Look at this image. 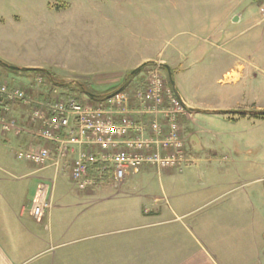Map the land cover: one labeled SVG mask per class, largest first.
<instances>
[{
  "label": "rangeland",
  "instance_id": "obj_1",
  "mask_svg": "<svg viewBox=\"0 0 264 264\" xmlns=\"http://www.w3.org/2000/svg\"><path fill=\"white\" fill-rule=\"evenodd\" d=\"M215 1L220 5L216 23L220 22L217 30L221 49L209 48L208 58L219 61L202 66L203 61H196V54L192 51L203 47L200 38L203 33L195 30L192 18L189 26L185 27L178 26L176 20L185 13L192 17L193 5L202 8L200 0H0V59L14 66L39 65L53 75L56 85L48 80L45 73L10 71L2 65L0 83L10 88L18 87L37 101L64 98L63 95L93 101L84 92L106 95L120 86L135 68L123 67L121 63H130L137 51H179L182 53V66L171 68L177 95L208 110L193 114V121L180 119L181 130L186 136L187 154L194 144L201 148L199 153L191 154L197 158L191 166L185 167L182 173L171 168V175L166 176L163 170L158 174L155 168L143 165L138 174L126 179L122 193L117 197H111L115 192L106 185L93 191V198L79 194L70 181L68 165L61 162L56 170L54 186L70 191L74 198L71 202L81 204V209H77L82 212L81 220L85 219L86 212H94L90 215L93 220L101 219V215L105 219L111 218L106 211L107 205L137 203L138 198L132 197L141 190L161 197L162 188L168 190L171 186L175 193L183 194L188 182L190 191L206 189L215 180L213 170L218 173L227 165V157L231 156L237 162L236 169L246 171L245 179L240 182L247 183L243 188L257 189L259 186L264 191V115L259 114L264 111V0ZM233 9L228 21L221 22ZM229 38L231 41L223 45ZM153 69L149 65L142 68V72L132 78L136 82H130L132 89H137L135 85L143 83ZM163 73L166 76V72ZM65 84L71 87L68 89ZM224 107L249 113L231 119L233 114L222 116L213 112L225 111ZM12 112L18 117L21 109L18 107V111L13 109ZM0 142L3 160H0V167L15 175L31 168L26 162L14 158L16 145L13 140L6 145ZM228 143L233 145L234 153L231 155L226 150L220 152L224 149L221 145ZM213 154L216 155L215 160L210 158ZM222 157H226L223 159L226 163L220 161ZM189 171L193 176L186 180ZM53 173L54 169L45 173L51 182ZM254 177H260L262 182L248 183ZM142 202L145 205L147 199ZM93 203L101 206L92 207L93 211L83 210ZM188 208L182 218L185 224L178 221L174 224L181 226L179 234L197 237L198 230L191 223L208 214L213 204L204 205L199 199ZM97 209L105 210L97 213ZM160 219H140L139 225ZM115 220L116 213L112 221ZM152 230L139 227L140 234H165L166 228L158 226Z\"/></svg>",
  "mask_w": 264,
  "mask_h": 264
},
{
  "label": "crops",
  "instance_id": "obj_2",
  "mask_svg": "<svg viewBox=\"0 0 264 264\" xmlns=\"http://www.w3.org/2000/svg\"><path fill=\"white\" fill-rule=\"evenodd\" d=\"M200 1L202 8L193 5L192 17L185 13L176 20L178 26L185 27L189 26L190 18L193 19L195 30L203 33L200 37L203 47L192 52L196 54V61H203L202 66H210L217 64L219 60L208 58L209 48L221 49L218 42L220 33L217 30L220 22L216 23L219 19L220 5L215 0ZM234 10L230 15L226 14L221 22H227ZM230 41L231 38L225 40L223 45ZM181 55L179 51L165 53L162 50L145 49L137 51L130 63H121V66L129 68L143 62H162L174 68L182 66ZM17 65L40 67L28 63ZM134 79L131 82H136ZM184 102L187 106L204 107L199 103L185 100ZM230 109L231 107H224L225 111H233ZM193 114L196 113L185 116L183 122L185 119L193 121ZM231 114L234 116L230 118L235 119L247 113ZM21 122L24 123L25 119L22 118ZM183 135L185 136L184 133ZM0 140L4 142L3 145L13 140L16 145L15 151L20 148H39L43 145L41 141L25 134L1 131ZM230 144H222L224 149L220 152L226 150L227 154L231 155L234 150ZM189 149L188 154L186 149L188 159L195 162L197 158L191 157V154L199 153L201 148L194 144ZM77 152V147L70 148L68 157L62 161L69 169ZM1 153L2 151L0 155ZM215 156L213 154L210 158L215 160ZM233 158L227 157L226 161L223 160L226 157H222L220 161H226L227 165L218 170V173L213 170L215 179L213 183L198 192L187 189L190 185L188 182L183 194L175 193L172 186L168 187V190L162 188L161 197L141 190L132 197L138 198L137 203L107 205L106 211L111 215V218H108L110 221L116 213V220L111 223L102 215L101 219L93 220L90 215L94 212L92 214L86 212L85 219L81 220L82 212L77 210L78 207L81 209V204L71 202L74 198L70 191L54 186L56 172L50 162L43 168L25 163L31 168L19 175L0 167V264H264V191L259 186L257 189L243 188L247 183L240 182L245 179L246 171H238L237 162ZM0 160L3 161L1 156ZM51 169H54L52 182L45 175L46 171ZM163 171L166 176L171 175L170 169ZM159 172L157 171L158 174ZM186 174V180H191L193 172L189 171ZM204 176L206 178V175ZM261 182L260 177H254L248 183ZM50 183L51 185H48ZM238 183L240 185H237ZM40 185L48 186L43 195L37 193ZM101 188L103 186L84 191L76 189L79 194L93 198V191ZM112 191L115 192L111 196L114 198L118 193H122V188L119 191L114 189ZM145 199L149 202L148 205L147 202L145 205L142 202ZM199 199L204 205L213 204V209L208 214L199 216L195 222L192 221L191 224L198 230V236L179 234L181 226L174 223L183 222L182 218L187 214L185 212L188 207ZM41 201H46L48 207L42 218L35 220L31 214V207L32 204ZM97 204H89L88 208L83 210L93 211L92 207L101 206ZM104 210L95 211L101 213ZM146 218L162 219L139 225V220ZM158 226L166 228L165 234L139 233V227L152 230Z\"/></svg>",
  "mask_w": 264,
  "mask_h": 264
},
{
  "label": "built area",
  "instance_id": "obj_3",
  "mask_svg": "<svg viewBox=\"0 0 264 264\" xmlns=\"http://www.w3.org/2000/svg\"><path fill=\"white\" fill-rule=\"evenodd\" d=\"M136 87L124 88L97 102L72 96L37 101L18 87L2 83L0 130L41 141L39 148L15 152L18 161L37 167H47L50 162L57 170L70 148L77 147L70 180L80 191L106 184L119 191L143 165L181 172L191 164L184 154L179 124L186 111L158 68ZM13 106L25 115L24 124L12 115ZM47 189V185H40L37 193L43 195ZM47 207L46 201L32 204V217L41 219Z\"/></svg>",
  "mask_w": 264,
  "mask_h": 264
},
{
  "label": "water",
  "instance_id": "obj_4",
  "mask_svg": "<svg viewBox=\"0 0 264 264\" xmlns=\"http://www.w3.org/2000/svg\"><path fill=\"white\" fill-rule=\"evenodd\" d=\"M152 63L158 65L159 67L163 68L166 71L167 78H168V81L170 83V86L172 87L173 91L175 92V94H176L177 98L179 99V101L181 102V104L187 109V111L189 113H206V112H208V110H206V109H201V108H198V107L187 106L182 101V98L177 95V92L175 90V82H174V79H173L172 70H171L169 65H167L165 63H162V62H160V63L152 62ZM144 64H145V62H143L142 64L138 65L133 70H131L130 75H134V74L138 73L141 70V68H142V66ZM0 65L4 66V67H6V68H8L10 70L29 71V72H44L48 76L50 75V72L44 70L43 68H39V67H19V66L9 65V64L5 63L4 61H2L1 59H0ZM86 95L88 97H90V98H93V95L91 93H89V92H87ZM213 112H216V113H219V114L240 113V112H236V111H213ZM260 114L264 115V111L260 112Z\"/></svg>",
  "mask_w": 264,
  "mask_h": 264
},
{
  "label": "trees",
  "instance_id": "obj_5",
  "mask_svg": "<svg viewBox=\"0 0 264 264\" xmlns=\"http://www.w3.org/2000/svg\"><path fill=\"white\" fill-rule=\"evenodd\" d=\"M252 1H254V2H258V1H260V0H252ZM151 63L150 62H148V63H145L144 65H143V67L144 66H147V65H150ZM142 67V68H143ZM10 71H15V70H10ZM20 72H29V71H20ZM32 73V72H31ZM33 73H39V72H33ZM42 73H44V72H40V74H42ZM47 76V75H46ZM53 76V75H52ZM51 75L50 76H47V77H49V81L52 83V84H54V85H56V83H54V79H53V77H52ZM135 76V74L134 75H130V72H129V74H128V76L125 78V80H124V82L120 85V86H118V87H116L115 89H113L110 93H108V94H106V95H101V94H97V93H95V92H93V91H87V92H89V93H91L92 95H93V98L94 99H101V98H103V97H105V96H107V95H109V94H111L113 91H116V90H119V89H122V88H124L128 83H129V81L133 78ZM81 85V84H80ZM66 88H70L71 86L70 85H68V84H65L64 85ZM79 86V85H78ZM79 88L80 89H82L80 86H79ZM87 92H84L85 94L87 93ZM62 97H64V98H68V97H70L69 95H63ZM253 113V112H252ZM260 114V113H259ZM93 168H94V166H90L89 167V171H90V173H92L93 174ZM104 179H106V177H104Z\"/></svg>",
  "mask_w": 264,
  "mask_h": 264
}]
</instances>
